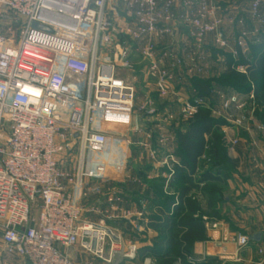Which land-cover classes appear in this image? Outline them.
Wrapping results in <instances>:
<instances>
[{
    "label": "built area",
    "instance_id": "2783aa9c",
    "mask_svg": "<svg viewBox=\"0 0 264 264\" xmlns=\"http://www.w3.org/2000/svg\"><path fill=\"white\" fill-rule=\"evenodd\" d=\"M0 7L23 20L17 42L0 32L3 255L29 264H80L69 253L74 250L105 264H113L119 256L136 258L137 246L125 247L121 235L104 221L82 218V202L102 194L101 186L88 180L104 177L101 153L107 152L109 141L104 125H128L135 110L136 86L118 76L117 61L138 53L156 78L160 96L176 97L175 83L209 74V39L210 45L235 60L241 55L248 58L249 43L263 41L264 0H0ZM120 11L125 18L118 22ZM35 22L49 30L34 28ZM181 34L188 44L184 50L175 41ZM166 38L171 41L165 42ZM112 44L113 55L102 56L103 46ZM234 65L246 73L243 63ZM219 97L223 110L239 113L222 118L245 127L257 106L254 86L245 97L224 92ZM207 100L183 99L180 115L192 119ZM142 108L156 119L154 129L164 143L169 136L163 133L152 100L147 98ZM165 119L175 120L174 114L166 113ZM257 128L264 130L263 125ZM149 154L158 161L159 150ZM158 164L169 167L168 187L180 161L165 154ZM108 200L117 203L120 198L111 194ZM119 213L137 220L145 215H134L130 209ZM233 243L236 261L249 237L239 234ZM188 259L191 264L205 261Z\"/></svg>",
    "mask_w": 264,
    "mask_h": 264
},
{
    "label": "crops",
    "instance_id": "0c3cea01",
    "mask_svg": "<svg viewBox=\"0 0 264 264\" xmlns=\"http://www.w3.org/2000/svg\"><path fill=\"white\" fill-rule=\"evenodd\" d=\"M120 12L121 17L118 18V22L123 21L125 18L124 12ZM114 18L116 17L113 16V19ZM229 30L230 28H227V31ZM170 41V38H166L165 40V42L168 43ZM175 41L176 45L179 46L181 50L187 49L188 44L183 40L182 34L178 36ZM210 41L209 39V44ZM209 49L210 47L207 46L206 50ZM215 74L211 76L209 72L208 75L210 76L208 79L219 76ZM196 79L197 78H189L186 79L187 81L179 83L175 89L176 93L180 94L179 92H181V90L184 89L183 86L186 85V87L189 88L190 99L198 96L197 88L194 84V80ZM226 87L229 88L230 86H224V88ZM211 88L214 89L215 86L213 85ZM226 91L228 93L242 94L243 97L251 92L240 93L232 87ZM256 110H263L258 103L251 120H249L243 128L236 127L227 120H225L226 123L222 125L223 139L228 144L227 155L234 161L235 165L232 170H225V172L231 174L230 177L227 178L226 181H222L218 184L220 195L219 201L216 203L215 207L210 208L209 205L208 207L205 205L207 211L201 217L204 221L208 238L193 244V247L186 254V260L188 262V258L191 256L197 259H205L201 264H211L212 261H210V258H218L220 262L216 264H223L224 262H229L230 264H264V130L259 131L257 128L258 125L264 126V121L255 115ZM237 115H239V113H237ZM240 131H242V135H239ZM233 140H237L238 143L232 145ZM172 153L179 159L175 151ZM159 154L160 159L165 155L161 151H159ZM206 156L207 155H204L201 160ZM147 157H150L149 151ZM145 162L147 166H143L141 173H138L141 175L142 184L140 186L137 185V187H140L141 191L136 194L140 197L139 199H132L138 200V202L140 200V207H136L135 202L131 204V207L128 206L129 209L137 213L143 212L145 214L143 219H138L141 221L142 230L134 235V244L137 246V252L143 246H152L154 238L158 235V232L149 225L150 216L156 210L154 206L150 205L151 202L149 200H160L157 196L156 185L162 181V189L163 191L165 190V193L168 192L169 194H173L176 190L172 187L169 188L174 175L170 177L168 187H166V182L170 174L169 167L166 169L159 166V164L151 163V161L147 160ZM207 166L206 162L204 166L199 165L196 174L193 175L194 178L200 176ZM176 167L177 165L174 167L175 172ZM126 173L127 172H125V174ZM121 180L122 179L119 181ZM89 182L97 185L96 180H88V183ZM180 184L181 182L177 184V186H180ZM207 184V181L199 183L197 188L191 190L190 197L195 200H207V204H209L208 202L211 196L208 191L209 188L205 189ZM71 188H73L74 191L75 187L73 184H71ZM95 197L96 195H92L89 200H95ZM98 197L104 198L103 195H99ZM239 234L248 236L249 244L238 252V260L234 261V252H227L225 246L228 244L234 245L235 247L233 238ZM258 234L259 239H253V237ZM2 249L3 246L1 242L0 257L4 262L3 264H29V262L23 258L3 255ZM69 253L80 264H84V262L89 259H92L94 264H105L98 259L89 258L78 250L69 251ZM118 261L120 260L117 258L113 264ZM126 261L132 264L135 262L136 264H156V259L151 256H147L144 259H139L136 256L134 259L127 258ZM175 264H182L181 260H177Z\"/></svg>",
    "mask_w": 264,
    "mask_h": 264
},
{
    "label": "rangeland",
    "instance_id": "374dc122",
    "mask_svg": "<svg viewBox=\"0 0 264 264\" xmlns=\"http://www.w3.org/2000/svg\"><path fill=\"white\" fill-rule=\"evenodd\" d=\"M22 26V19L15 18L10 12L5 11L0 7V32L9 36L12 41L15 40V42H17L21 36V31L23 29ZM121 39L125 40L127 38L125 35H122ZM211 42L212 41H210V44ZM210 44H208L210 49L206 51V55L208 56L207 69L211 76H214L213 74L215 73V75H220L227 67L228 55L231 54L225 50L217 49L214 45ZM253 44L254 43L252 42L249 43V48L246 52L248 58H251L252 56L251 53ZM114 52L115 45L112 44L103 46L101 53L102 56L111 57ZM238 61L239 63L242 62L240 61V58ZM147 66V62L136 52L128 56V58H124L123 60L119 59L117 61L118 76L136 86L137 100L135 102V110L132 120L128 125H104L108 129L107 132L109 136L107 152L101 153V159L104 163H106V170L104 172V177L96 180L97 185H100L102 188L101 195H103L104 198L96 195L95 200H85L82 202L85 206L82 217L83 220L94 222L104 221L106 225L112 227L121 235L125 247L135 243L134 235L142 230V228H140L142 225L140 224L141 221L137 220L136 217L128 219L123 218L119 213V209H129L128 206L131 207V204L134 202L136 207H140V200L139 202L138 200H132L139 199L140 197L136 194L141 191L140 187H137V185L140 186L142 184L140 178L141 175L138 173H141L143 166H147L145 162L147 160L154 164H158L159 161L162 162V158L160 159V157L157 162L152 160L150 157L148 158V151L159 150L163 154H173L172 152H174L177 148V139L175 135L176 130L180 128L184 122L188 121L180 115V106L183 99L189 98V88L184 85V89H182L181 92H179L180 94H177L176 97L171 96L165 98L160 96L156 88V78L148 73ZM210 75H200L197 79L208 80ZM178 84L179 83H175V89ZM213 85L215 88H211L212 90H210V94L207 96H200V90L197 89L198 97H206L208 99L206 101L205 108L202 109L210 110V115L216 120L225 121V119L222 118L223 115L230 118L237 117V111H226L221 107L219 92L227 94L228 92L226 90H229L230 87L224 88V86L218 83H213L212 86ZM147 98H150L154 106L157 108L160 116L156 118L162 121L163 133L169 136V139L165 140L164 143H161L160 138H158V132L154 129L153 121L156 119L154 117L149 118L145 109L142 108L143 103ZM214 111L216 113H214ZM166 113L174 114L175 120H166ZM255 115L264 120V110H256ZM148 135H150V137ZM239 135H242V131L239 132ZM223 142V147L227 150L228 144L224 141V139ZM208 160V156L202 159L201 166ZM159 166L166 169L168 168V166L162 164H159ZM125 172L127 173L125 174ZM120 179L122 180L119 181ZM111 194L119 196L120 200L116 201L117 203H112L108 200ZM200 201L202 210L206 212L207 210L205 205H207V207L209 205L207 204V200ZM38 203L39 202L37 201L33 207L32 214L34 216L38 214ZM133 213L134 215H137L136 211H133ZM1 240L2 237L0 236V246ZM117 258L118 260H121V258L124 257L119 256ZM89 260L93 261L92 259ZM133 264H136V262Z\"/></svg>",
    "mask_w": 264,
    "mask_h": 264
},
{
    "label": "trees",
    "instance_id": "16d2710c",
    "mask_svg": "<svg viewBox=\"0 0 264 264\" xmlns=\"http://www.w3.org/2000/svg\"><path fill=\"white\" fill-rule=\"evenodd\" d=\"M261 43L252 45L251 58L241 55L240 61L247 66L246 73L239 72L234 67L235 60L228 55L226 69L217 77L208 80H194L200 96H207L213 83L230 86L240 93H248L255 88L256 101L264 110V35ZM262 119V118H261ZM263 120V119H262ZM264 121V120H263ZM226 122L216 120L210 115V110L201 109L192 119L183 123L176 130V155L180 165L172 178L169 188H175L173 194L163 191V182L156 185L157 196L160 200H149L156 208L150 216L149 225L158 232L152 246H143L137 252V258L144 259L151 256L156 264H175L181 260L182 264H191L186 260V254L197 241L208 238L202 215L204 211L201 201L190 197L192 189L199 183L208 182L205 186L210 193L209 207H215L219 201V183L226 181L231 174L226 169H233L234 161L228 157L223 147L222 125ZM209 149V150H208ZM207 155V168L194 178L196 170L201 165V158ZM205 163V162H204ZM204 163L202 166H204ZM180 186H177V184ZM211 264L220 262L218 258H210ZM115 264H130L121 259Z\"/></svg>",
    "mask_w": 264,
    "mask_h": 264
},
{
    "label": "water",
    "instance_id": "95a60500",
    "mask_svg": "<svg viewBox=\"0 0 264 264\" xmlns=\"http://www.w3.org/2000/svg\"><path fill=\"white\" fill-rule=\"evenodd\" d=\"M33 27L34 28H38V29H41V30H45V31H48L49 29L48 28H46V27H44V26H41L39 23H37V22H35L34 24H33ZM253 239H259V234L258 235H255L254 237H253ZM225 250L227 251V252H235V247H234V245H228V244H226V246H225Z\"/></svg>",
    "mask_w": 264,
    "mask_h": 264
},
{
    "label": "bare ground",
    "instance_id": "6f19581e",
    "mask_svg": "<svg viewBox=\"0 0 264 264\" xmlns=\"http://www.w3.org/2000/svg\"><path fill=\"white\" fill-rule=\"evenodd\" d=\"M137 256V255H136Z\"/></svg>",
    "mask_w": 264,
    "mask_h": 264
}]
</instances>
